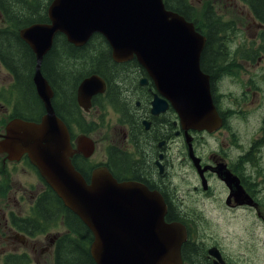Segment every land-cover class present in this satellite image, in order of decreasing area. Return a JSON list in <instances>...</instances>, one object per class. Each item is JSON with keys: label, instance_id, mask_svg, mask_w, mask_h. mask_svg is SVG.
<instances>
[{"label": "flooded vegetation", "instance_id": "flooded-vegetation-1", "mask_svg": "<svg viewBox=\"0 0 264 264\" xmlns=\"http://www.w3.org/2000/svg\"><path fill=\"white\" fill-rule=\"evenodd\" d=\"M52 1L0 0V135L4 133L5 125L12 119L39 122L45 114L34 85V98L39 101L41 108L30 107L28 99H25L24 78L23 82H20L19 60L26 57L28 70L26 79L28 83L31 81L32 85L36 57L31 47L20 37V31L33 25H49L47 11ZM253 25L258 28L255 31L257 41V34L264 29V25L255 21ZM12 37L20 40L25 48L13 50V59L9 63L8 44L3 48L2 40L7 42ZM66 42L64 33L54 34L52 45L42 58L40 71L43 72L44 57L49 56L53 72L52 74L45 72L42 76L52 87L53 109L56 116L67 127L71 144L75 147L83 136L94 143V153L89 158H84L81 154L74 156L79 158L82 168L94 166L89 159L95 154L96 149H100L103 156L95 164L96 168H106L119 183L141 184L150 192L161 195L166 207L164 221L179 223L186 231V239L180 250L182 264H213L214 258L208 252L211 249H216L220 254V264H231L229 256L219 245L203 242L198 225L208 219L205 214H202L207 210V205L210 209L223 210L227 213L244 211L258 216L264 213V168L262 167L264 164V116H262L264 101L249 109L250 112L243 118L246 121H254V127L251 130L257 134L256 138H253L251 134V142L245 145L243 144L244 136L237 135L231 125L246 122L240 117L234 119L237 113L246 112V104L236 110L222 108L221 96L217 94L223 80V72L228 65L229 48L204 47L201 54L200 67L209 76L213 104L222 121L217 130L208 131L206 129L184 130L180 126L177 111L159 92L148 72L138 64L135 58L124 63H115L112 58V49L106 40L96 33L89 37L83 47L77 48L84 50L94 42L95 45L90 47L88 53L91 56H96L98 53L104 54L108 61H99L95 68L91 66L85 69L83 73H79L68 94L59 93L53 88L59 83L56 78H61L56 63L62 64V74H66ZM239 49L237 48V51ZM254 52H264V47L254 48ZM211 54L213 55L212 64L207 62ZM253 59L256 61L255 66L264 72V54ZM238 66L249 68L253 66V63L246 61ZM92 75L102 80L103 91L93 95L89 109L84 110L78 103V87L83 80ZM3 81L8 84L6 90L1 89ZM252 97L256 99L257 92H253ZM21 104L26 105L20 108ZM4 114L7 118L3 119ZM88 134L89 136L96 134L102 139L93 140ZM19 166L24 167L28 174L31 173L41 185H45L41 193H47V185L26 157L11 161L6 158V154H0V176H8V171L16 174ZM199 170L206 171L200 175ZM220 171L228 172L237 179L242 190L238 199L232 195L231 187L219 177ZM27 182L31 184V187L35 185L29 177ZM26 186L20 190L23 192L21 199L32 191ZM41 193L35 199L31 209L34 208ZM4 208L6 207H1L3 211ZM8 213L7 219L4 220L3 225H0V246L4 248L11 247L12 244L21 246L26 243L34 250L37 246L34 243L37 240L36 237L43 235L48 242L47 249L53 253L54 264V246L59 236L66 231L63 230L48 238L46 235L51 234V230L41 229L39 232H30L25 228L18 229L10 220V214L18 219H26L28 215L24 217L12 211ZM232 225L233 223L228 224L229 227ZM255 225L256 223L250 224L251 231ZM222 226L225 227L223 224ZM29 229L31 230V226ZM255 234V232L252 233L253 236ZM9 253L19 252L2 253V264H4V257Z\"/></svg>", "mask_w": 264, "mask_h": 264}, {"label": "water", "instance_id": "water-1", "mask_svg": "<svg viewBox=\"0 0 264 264\" xmlns=\"http://www.w3.org/2000/svg\"><path fill=\"white\" fill-rule=\"evenodd\" d=\"M47 15L49 25L20 31L36 57L33 85L45 114L39 122L9 121L0 135V154L11 161L26 157L64 207L88 228L95 264H182L186 232L181 224L164 221L161 195L141 184L119 183L104 167L93 169L88 181L76 169L74 156L89 158L94 143L83 136L75 147L71 144L40 66L56 32L64 33L74 47H83L91 35L99 34L112 49L115 63L135 58L148 72L177 111L184 130L215 131L222 121L209 76L200 69L206 38L192 22L167 10L163 0H53ZM102 91L98 76L86 78L78 87L79 105L88 110L91 97ZM218 175L238 199L242 190L237 179L224 171ZM208 252L213 264L221 263L216 249Z\"/></svg>", "mask_w": 264, "mask_h": 264}, {"label": "rangeland", "instance_id": "rangeland-1", "mask_svg": "<svg viewBox=\"0 0 264 264\" xmlns=\"http://www.w3.org/2000/svg\"><path fill=\"white\" fill-rule=\"evenodd\" d=\"M190 3L195 10L197 22L203 31H205L206 23L201 15L208 6H211L220 21L225 23V32L221 36L224 39L225 47L229 48L227 51L229 58L217 94L221 96L222 108L236 110L246 104V112L237 113L234 117V119L240 117L241 120L246 121L243 118L248 115L249 109L264 101V72L258 66H255L256 61L252 60L253 66L249 68H239L238 66L250 60V43L255 31V28L251 27V13L247 6L239 0H190ZM237 48L242 49L237 51ZM56 68L59 74L63 73L62 64L56 63ZM7 87V82L3 81L1 89L6 90ZM253 92H257L256 99L252 97ZM262 116H264V112ZM2 118H7L6 114ZM231 126L237 135L244 136L245 141L243 144L245 145L251 142V134L253 138L257 137V134L251 130L254 127L253 120L235 123ZM89 137L93 140L95 138L102 139L97 137L96 134H91ZM102 156L101 150L96 149L95 154L89 161L96 166L95 164L99 162ZM262 167L264 168V164H262ZM28 177L33 181L34 186L31 187V184L27 182ZM23 186L32 191L21 199L23 192L20 190L23 189ZM44 188L45 185H41L36 178H33L31 173L25 172L22 166L18 167L16 174H11L8 171V176H0V225H3L4 220L7 219L8 211L24 217L29 215L35 199ZM3 206L6 207L4 211L1 209ZM189 206L191 207L190 204ZM207 206V210L202 214H205L208 219L198 225L200 238L203 242L219 245L229 256L231 264H264V213H261V216L244 211L227 213L223 210L210 209L209 205ZM229 223H233V225L229 227ZM251 223H256L252 227V231ZM53 230H51V234L46 235L48 238L63 230L66 231L64 225H57ZM253 232L256 233L255 236L252 235ZM36 239L34 243L37 246L34 247V250L26 243L21 246L12 244L11 247L4 248L0 246V264H2V253L7 252L31 253L33 254L29 255L31 264H53V253L47 249V240L44 239L43 235L36 237Z\"/></svg>", "mask_w": 264, "mask_h": 264}, {"label": "trees", "instance_id": "trees-1", "mask_svg": "<svg viewBox=\"0 0 264 264\" xmlns=\"http://www.w3.org/2000/svg\"><path fill=\"white\" fill-rule=\"evenodd\" d=\"M243 1L246 2L254 17L264 20V0ZM164 3L166 9L177 12L186 20L194 23L198 32L203 34L207 39L205 47L225 46L224 39L219 35L220 29L218 22L220 20L217 14L213 12L211 6H208L201 15V18L206 23L205 31H203L197 22L195 10L191 5L190 0H164ZM30 13L33 14L34 11H30ZM2 43L3 48L4 45L8 44L7 56L9 58V63L13 59V50L25 48V45L20 40L13 37L9 38L7 42L2 40ZM93 43L94 42H92L86 49L79 50V48L66 42L67 72L66 74H61V78H56L59 82L56 86H53L56 91L58 90L59 93L63 92L68 94L69 90H72L73 82L76 81L79 73H83L85 69L91 68V66L95 68L99 61H108V58L104 54L98 53L96 56H91L88 53L90 47L95 45ZM48 57L49 56H45L43 59V72L41 71L43 75L45 72L47 74H52L53 72ZM212 60L213 55L211 54L208 56L207 62L211 63ZM27 74V59L24 56L19 60V75L20 82H23L24 78L23 88L25 89V99H28V105L30 107L41 108L39 101L34 98L33 84L31 85V81L28 83V80L26 79ZM24 105L26 104H21L20 108ZM73 164L88 181L94 166L85 169L82 168L81 162L77 157L73 158ZM10 220L18 229L25 228L30 232H39L41 229L53 230L57 225H64L66 232L59 236L56 245L54 246V264H95L89 252V244L92 242L90 231L77 216L63 206L61 200L48 186L47 193L42 194L38 198L34 208L31 209L30 214L26 219H18L13 214H10ZM29 226H31V230L29 229ZM30 263L31 259L26 253H9L4 257V264Z\"/></svg>", "mask_w": 264, "mask_h": 264}]
</instances>
